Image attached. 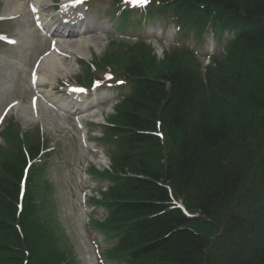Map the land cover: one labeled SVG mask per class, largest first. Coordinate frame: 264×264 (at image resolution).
<instances>
[{"label":"trees","instance_id":"trees-1","mask_svg":"<svg viewBox=\"0 0 264 264\" xmlns=\"http://www.w3.org/2000/svg\"><path fill=\"white\" fill-rule=\"evenodd\" d=\"M183 1L219 6L226 23L247 31L205 73L183 52L161 72L140 52L118 59L137 90L114 125L131 138L107 172L110 222L128 226L116 250L128 264H264V0ZM25 163L19 152L1 169L0 237L28 251L21 264H32L31 228L46 238V255L72 264L41 225L32 187L21 192Z\"/></svg>","mask_w":264,"mask_h":264},{"label":"rangeland","instance_id":"rangeland-1","mask_svg":"<svg viewBox=\"0 0 264 264\" xmlns=\"http://www.w3.org/2000/svg\"><path fill=\"white\" fill-rule=\"evenodd\" d=\"M5 0H0V12H3L5 4ZM23 2V1H22ZM103 3L108 7V2L103 1ZM28 18V17H27ZM24 18H21L18 20L15 25L18 27H22ZM28 21L30 22L29 18ZM157 25V24H155ZM155 25H149L145 29V36H147L150 39H153L152 30L154 29ZM171 27H169L170 29ZM169 30L167 31V35L163 39H158L161 43H168L170 42L167 39ZM155 42V41H154ZM103 49H101V52L97 54V56H94L95 58H98L101 60V58L106 59L107 61H112L114 59H121V58H129L130 56L134 55V52H140L144 55V58L146 60L147 64H153V70L156 71H165L167 68V63L170 61V54L165 51L163 48H159V43L155 42V45H145V47H140L141 45H130L126 43H114V46L111 50L106 51L108 42H104ZM14 54V50H7V55L9 57H12ZM26 61V57L23 58ZM24 61V62H25ZM27 65V62H25ZM4 64L0 63V72L1 69L4 68ZM23 72V70H21ZM26 89V85L21 84L20 85V91H24ZM10 91L7 93V97H9ZM79 135V134H76ZM23 144L27 146V143H29L30 140L37 139L36 136L32 134H28L24 136ZM59 140L63 141V145L66 146L64 149L65 153H67V157L69 160H72L73 156L79 157V154L82 153V147L79 145L80 141L79 139L75 141V136L71 134L66 136H61ZM74 176V179L76 183L79 182L78 174L75 175L70 174L69 170H64L63 168H59L58 166H55L51 168L50 170V177H54L56 180L60 183L61 193H60V200L63 202L65 200V207L60 206V209L58 211L59 213V220L60 223L63 225V229H65L66 233L69 235L71 244L74 246V252L73 255L76 257V261H78L79 264H89L90 259L94 256H92L93 253V245H91L90 242V234L88 229L82 226V216L81 212H79L77 209V216L74 218H71L73 213V207L74 205H77L78 203L73 201L70 202V195L68 189L72 186V178ZM64 204V203H63ZM72 219V223H71ZM76 220V223H75ZM75 223V224H74ZM71 228H74L72 234H71ZM87 229V230H86ZM196 229H204L203 226L198 225ZM206 230V229H204ZM208 230V229H207ZM87 231V232H86ZM208 234V237L213 234V230L206 231ZM94 235L93 233H91ZM31 237V243L35 245L38 248V254L32 260V264H59L61 260H63L62 256L58 254L56 257H51L50 255H46V249L45 246H42V243L46 238L38 236L33 229L30 228V235ZM45 243V242H44ZM0 245L7 248V250L3 251L0 254V264H21L22 262L27 261L30 256L29 252L25 251L24 253L22 250H19L17 247L16 242L13 239H6L0 237ZM51 254V253H49Z\"/></svg>","mask_w":264,"mask_h":264},{"label":"bare ground","instance_id":"bare-ground-1","mask_svg":"<svg viewBox=\"0 0 264 264\" xmlns=\"http://www.w3.org/2000/svg\"><path fill=\"white\" fill-rule=\"evenodd\" d=\"M47 0H34V2H36V5L39 6L41 13L43 12V7L47 5ZM5 10L8 13H20L21 10H23L22 8V3L19 2V0H5ZM26 22V17L24 19ZM42 20L43 23L49 28V30H54L56 29L57 35L64 37V35H62V28L61 25L59 24L56 27V23L60 20L59 18V13L55 14L53 17L50 16H46L44 13H42ZM26 25V24H25ZM247 31V29H244V31L239 34L236 38H234V40L232 41L229 49H231L235 44H237L240 40L241 37L243 35H245V32ZM56 36V35H54ZM58 40V43L60 41V39L56 38ZM63 40H65L63 38ZM101 38H92L91 39V44L94 45L97 49V52H101V49H103V46L105 45L102 41H100ZM73 44L71 45H67L66 48L70 49V50H74L76 52V54H80L82 56L89 57L88 56V52H87V44L88 42H82L81 39L78 40H70ZM161 48V47H159ZM52 59V63L49 62L47 59H45V61H43L40 64V69H42L44 71V77H46L48 74L52 76L56 75L57 76V72L58 71H62L61 75H64L65 77L72 73L76 68H75V64H68L65 65L64 63H57L56 62V58H51ZM41 71V70H40ZM46 80H44L45 82ZM90 260H93V258H91Z\"/></svg>","mask_w":264,"mask_h":264},{"label":"snow or ice","instance_id":"snow-or-ice-1","mask_svg":"<svg viewBox=\"0 0 264 264\" xmlns=\"http://www.w3.org/2000/svg\"><path fill=\"white\" fill-rule=\"evenodd\" d=\"M139 2H141V3H146L147 0H139Z\"/></svg>","mask_w":264,"mask_h":264}]
</instances>
